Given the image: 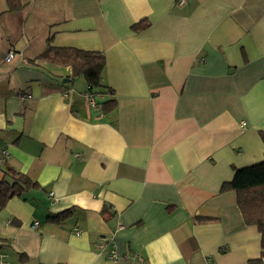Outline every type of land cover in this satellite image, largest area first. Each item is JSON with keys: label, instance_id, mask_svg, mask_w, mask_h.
I'll use <instances>...</instances> for the list:
<instances>
[{"label": "crops", "instance_id": "1", "mask_svg": "<svg viewBox=\"0 0 264 264\" xmlns=\"http://www.w3.org/2000/svg\"><path fill=\"white\" fill-rule=\"evenodd\" d=\"M20 2L0 0V182L3 161L41 189L0 208V264L259 259V231L220 190L264 160V0ZM48 42L104 55L112 112L37 60Z\"/></svg>", "mask_w": 264, "mask_h": 264}, {"label": "trees", "instance_id": "2", "mask_svg": "<svg viewBox=\"0 0 264 264\" xmlns=\"http://www.w3.org/2000/svg\"><path fill=\"white\" fill-rule=\"evenodd\" d=\"M180 0H176L179 3ZM8 12H19L23 5L20 0H6ZM148 27L144 20L134 24L131 30L139 32ZM38 61L70 69L69 82L81 77L87 84L88 93L91 97L109 96L110 98L96 103L95 110L101 115H107L116 107L113 99L114 92L101 82V74L105 66V57L100 52L84 51L76 48H57L47 43L46 49L37 57ZM264 142V133H261ZM2 168L6 180L0 182V208L13 197H21L31 190H40L36 182L31 181L26 175L16 172L2 161ZM232 191L236 195V203L242 215L243 221L248 226H255L261 235V253L257 260L249 261L248 264H262L264 259V160L260 163L234 169V175L229 183H224L220 192ZM68 210L56 215H48L47 220L60 223L71 215ZM200 220L199 222H206Z\"/></svg>", "mask_w": 264, "mask_h": 264}, {"label": "built area", "instance_id": "3", "mask_svg": "<svg viewBox=\"0 0 264 264\" xmlns=\"http://www.w3.org/2000/svg\"><path fill=\"white\" fill-rule=\"evenodd\" d=\"M184 1H185V0H180L181 3L184 2ZM13 58H14V53H13V52H9V53L7 54L5 60H6V62H10V61L13 60ZM89 104H90V107H91V108H94V109L96 108V103H95L93 97H89ZM3 154H6V153L3 152ZM49 196H51V193H49ZM37 226H38L37 223H34V224H33V228H36ZM76 232H77V230H76ZM114 257H115V255H114V253H113V251H112L111 254L109 255V258H110V259H113Z\"/></svg>", "mask_w": 264, "mask_h": 264}]
</instances>
